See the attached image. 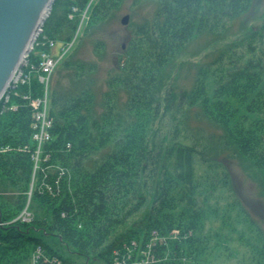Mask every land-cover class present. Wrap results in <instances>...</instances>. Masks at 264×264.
Masks as SVG:
<instances>
[{"label": "trees", "instance_id": "1", "mask_svg": "<svg viewBox=\"0 0 264 264\" xmlns=\"http://www.w3.org/2000/svg\"><path fill=\"white\" fill-rule=\"evenodd\" d=\"M122 1L55 0L43 32L67 45L80 21L69 19L72 5L83 12L89 4L87 32ZM155 1L153 20L131 33L98 106L97 65L65 54L49 95V140L37 157L35 110L23 95L43 97V86L34 77L0 100V264H31L36 247L67 264L77 263L60 247L84 264H114L115 250L133 243L132 260L144 251L149 264H218L225 253L237 256L225 237L246 250L231 264H264L262 227L234 196L220 215L217 196L204 208L196 176L203 152L217 175L209 198L218 188L231 193L227 173L208 156L235 158L253 168L264 196V12L227 42L253 0ZM203 35L224 44L190 64L195 74L179 86L172 75L185 64L176 59ZM25 208L29 222L17 219Z\"/></svg>", "mask_w": 264, "mask_h": 264}, {"label": "rangeland", "instance_id": "2", "mask_svg": "<svg viewBox=\"0 0 264 264\" xmlns=\"http://www.w3.org/2000/svg\"><path fill=\"white\" fill-rule=\"evenodd\" d=\"M92 1V0H91ZM88 6L86 9L81 12L79 11L77 14L80 16V21L83 18V14L85 11H88ZM157 8V2L155 0H123L117 9L110 11L108 18L102 21L99 24L94 26H89L88 31L84 32L85 26L87 24V19L83 22L81 28L78 33L74 36L73 40L67 44L66 53H64L63 58H65V54H74V58L76 60L85 61L87 63H95L97 65V71L94 73V90H95V100L98 106L101 103V99L103 97V93L106 91V80L107 78L116 70V60L117 57L121 54V52L126 48V45L130 39L131 33L133 30L145 23L151 22L155 16V11ZM264 12V0H253V4L251 6L250 11L244 15L242 18L238 19L233 23L232 37H229L227 42L238 38L239 36L244 35L246 32L250 30V28L258 25L260 21V17ZM76 14V15H77ZM124 16H128V23L123 25L121 20ZM69 17V15H68ZM48 19V18H47ZM80 21L77 29L80 26ZM43 29V28H42ZM44 40H49L46 36L45 32H40L38 34L37 39L34 43L33 50L30 51L31 55L35 50L41 46ZM98 43L97 46H95ZM55 48L52 50V54L59 55L61 47L63 44L56 42ZM224 43L213 44L209 43V37L203 35L199 36L190 42L184 51L177 57V64L184 63V67L180 69V71H174L172 80L177 81L179 86L188 85V82L195 74V68L189 70L190 64H198L199 62H206L204 57L208 55L211 57L215 50L222 46ZM98 47V48H97ZM97 49L99 50L97 52ZM204 58V59H202ZM61 60H63L61 58ZM60 60V61H61ZM60 61L55 67L52 74L49 78H45V82L41 85L43 86V96L47 95V108L49 102V95L53 86L54 80H56V72L60 69ZM29 67H27V72L30 76V81L37 77L39 80L40 71L37 72L32 69L31 65H33V61H29ZM32 69V70H31ZM61 77V85L67 86L68 79L65 76V72L62 73ZM21 81V80H20ZM40 82V81H39ZM14 85V83L12 84ZM22 84H19L20 86ZM17 86V87H18ZM16 87V88H17ZM14 88V87H12ZM15 88V89H16ZM10 89V88H9ZM9 89L4 93L3 99L4 102H8L9 99ZM14 94H17L15 92ZM1 98V99H2ZM10 106V107H9ZM8 107L11 109L15 105H9ZM179 118V117H177ZM178 119L172 121L170 119L165 120V124H175ZM165 128H163L164 130ZM185 135V134H184ZM38 149L36 153L38 154ZM203 153V152H202ZM202 153H197L196 160V176L198 177V181L201 185L200 189H198V201L204 202L205 207H213L215 205V197L217 196L219 202V215L223 211L221 208H224L226 202L232 198V196L238 198L244 205V207L248 210L251 216L257 221V223L264 230V196L260 193V190L257 186V177L258 175L254 172L253 168L249 165L239 162L235 158L226 157L220 159L217 156H208L211 162H217L221 165L220 171L224 170L227 173L228 177V190H224L222 188H218L214 195V198H209L208 194L212 193L213 190L211 188V180L215 181L217 175L214 174L213 170L209 168L207 164L202 162ZM218 171V172H220ZM231 194V195H230ZM29 202V198H28ZM24 212V210L22 211ZM21 212V214H22ZM21 214L19 216H21ZM140 215V214H139ZM139 215L135 216L136 218ZM18 216V217H19ZM133 217L132 219H134ZM208 217V215H207ZM209 221L214 218V215H209ZM18 219V218H17ZM219 219V218H218ZM210 223V222H209ZM207 225H209L207 223ZM215 226H219V222H216ZM217 230V229H216ZM226 232L224 231V235ZM227 238V243H229L228 251H235L237 256L235 258H226L228 253L224 254V257L218 262V264H231L236 263L238 260L243 258L244 253L246 252L244 247H241L239 243L234 241L233 239L229 242V237ZM233 238V237H232ZM63 255L70 259L71 261L77 264H84V261L81 257L70 254L68 251L60 247ZM34 251V250H33ZM33 253V252H32ZM247 256V255H246ZM121 260H123L121 258ZM31 264H33L31 262Z\"/></svg>", "mask_w": 264, "mask_h": 264}, {"label": "built area", "instance_id": "3", "mask_svg": "<svg viewBox=\"0 0 264 264\" xmlns=\"http://www.w3.org/2000/svg\"><path fill=\"white\" fill-rule=\"evenodd\" d=\"M73 2L75 0H72ZM79 12V9L72 5L70 7V13H69V19H72L77 13ZM83 18L80 21V26L77 29L76 34L78 33L79 29L81 28L83 22L87 19V11L83 14ZM43 31V29H42ZM41 31V32H42ZM36 41V40H35ZM35 43V42H34ZM56 41L54 40H44L41 44V46L35 50L31 55H35L37 60L31 65L32 69L35 71H40L39 81L40 83L45 82V78H49V76L54 71L55 67L63 58L64 53H66L67 45H62L61 50L59 52V55H57V58L55 55H53L51 52L56 46ZM42 47H45L44 50H41ZM34 48V44L32 46V50ZM31 55H26L25 62L18 68V72H16V76L11 82V87L16 88L19 84L26 85L30 82V76L29 73L26 71L27 67H29V61ZM31 69V70H32ZM21 80V81H20ZM14 83V85H12ZM23 99L27 101V103L35 110L34 112V133H33V139L38 144V150H40L41 145L43 142L49 140V133L48 129L51 126L52 122L51 119L48 116V108H47V95H44L43 97L39 98H32L30 94L23 95ZM16 106L13 108H9L10 110H16ZM39 154V151H38ZM36 153V157L38 156ZM31 214L27 211V209H24V212H22L21 216L18 217V219H21L25 222H29L31 220ZM4 225L3 222H0V226ZM134 244V243H133ZM131 244L130 246L125 245L124 248L120 250H115L114 256L115 261L114 264H149V255L147 252H141V255L144 256L140 260L139 259H133V250L134 246ZM122 252V253H121ZM121 258L123 260H121ZM31 262L33 264H67L62 259L58 257H51L46 255L43 252V249L41 247H36L31 255Z\"/></svg>", "mask_w": 264, "mask_h": 264}, {"label": "water", "instance_id": "4", "mask_svg": "<svg viewBox=\"0 0 264 264\" xmlns=\"http://www.w3.org/2000/svg\"><path fill=\"white\" fill-rule=\"evenodd\" d=\"M48 0H0V100L11 86L10 76L22 55L32 50L26 48L30 38L37 30V36L42 31L46 19L55 0L48 6V14L37 27V23L45 11ZM123 25L128 23V16L121 20ZM36 27V28H35Z\"/></svg>", "mask_w": 264, "mask_h": 264}, {"label": "bare ground", "instance_id": "5", "mask_svg": "<svg viewBox=\"0 0 264 264\" xmlns=\"http://www.w3.org/2000/svg\"><path fill=\"white\" fill-rule=\"evenodd\" d=\"M50 1H51V0H48V1H47V5H46V8H45V11L43 12V14L41 15V17L39 18L36 27H37L39 24L42 23V20H43V19L46 17V15L48 14V6H49V4H50ZM36 27H35V28H36ZM36 37H37V30L34 29V32H33L32 36H31L30 41H29V43H28V45H27L26 48H29V49L31 48V42H32L33 40H35ZM25 60H26V56H25V55H22V57L20 58L18 64L16 65V67H15L13 73H12L11 76H10V82H9L10 86H11V82L13 81V79L15 78V76H16V74H17L16 72H18V70H19L18 68H19V67L25 62Z\"/></svg>", "mask_w": 264, "mask_h": 264}]
</instances>
